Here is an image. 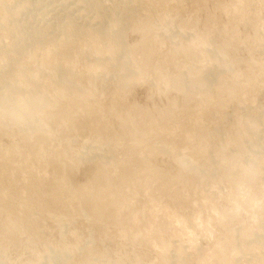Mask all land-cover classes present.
Segmentation results:
<instances>
[{"label":"rangeland","instance_id":"1","mask_svg":"<svg viewBox=\"0 0 264 264\" xmlns=\"http://www.w3.org/2000/svg\"><path fill=\"white\" fill-rule=\"evenodd\" d=\"M210 47L224 55L209 94L173 88L214 66ZM7 56L0 264L56 250L62 264H163L179 246L184 264H264V0H0ZM32 95L50 99L47 136L7 121ZM101 189L104 215L89 206Z\"/></svg>","mask_w":264,"mask_h":264},{"label":"bare ground","instance_id":"2","mask_svg":"<svg viewBox=\"0 0 264 264\" xmlns=\"http://www.w3.org/2000/svg\"><path fill=\"white\" fill-rule=\"evenodd\" d=\"M164 21V20H162ZM144 25V24H143ZM147 25V23H146ZM151 25V24H150ZM143 27V26H142ZM141 27V28H142ZM146 27V26H145ZM148 27H146L147 29ZM150 29V27L148 28ZM145 31V29H144ZM147 31V30H146ZM147 38V37H146ZM145 39V37H144ZM200 40L202 39V37L199 38ZM146 42V41H145ZM197 43V42H196ZM203 43V42H201ZM207 43V42H206ZM143 44V43H142ZM141 44V45H142ZM204 44V43H203ZM192 46V45H191ZM195 46V44L193 45ZM199 47V46H197ZM188 48V47H187ZM207 48V47H206ZM141 49V48H140ZM149 49V48H148ZM189 49V48H188ZM186 51V50H185ZM189 51V50H188ZM206 51H209L208 53H210V55L215 59V62L213 63L214 66L209 70H205V71H202L200 73H196V74H192V73H188L185 71H180L178 74H176L175 76L172 77V87L177 89L178 91H184L188 94H198V95H201V94H204V95H208L210 90H211V86H212V82H213V79L214 77H216L217 73L220 68L219 66V63H220V60H221V57L224 55V53L222 51H217L215 49H212L211 47L209 49H206ZM175 54V53H174ZM193 54V53H192ZM223 54V55H222ZM177 57V56H176ZM186 57V56H185ZM204 57V56H203ZM206 57V56H205ZM204 57V58H205ZM10 57H3L0 61V66H7V64H9V59ZM149 58V57H148ZM147 59V58H146ZM202 59V58H201ZM6 60V61H5ZM139 61V60H138ZM225 61V64H229L230 63L228 62V60H224ZM145 62V61H144ZM176 62V60H175ZM179 62V61H178ZM140 63V62H139ZM148 64V63H147ZM181 64V63H180ZM179 66V65H178ZM197 66V65H196ZM141 69V66H139ZM155 67V66H154ZM193 67V66H192ZM145 68V67H144ZM151 69V68H150ZM161 69V68H160ZM165 69V67H164ZM204 69V68H203ZM138 70V68H137ZM135 70V71H137ZM152 70V69H151ZM142 71V70H141ZM146 71V70H145ZM157 71V70H155ZM134 72V71H133ZM144 72V71H143ZM160 72V71H159ZM163 72V70H162ZM192 72V71H190ZM136 74V77L138 78H141L139 76V70L137 72H134ZM147 73V72H146ZM166 73V72H165ZM163 74V73H162ZM144 76V75H143ZM163 76V75H162ZM253 78V77H252ZM166 80V79H165ZM250 81V80H249ZM252 81V80H251ZM167 82V81H165ZM254 82V81H253ZM252 83V82H251ZM163 84V83H161ZM168 84V83H166ZM225 84V83H224ZM233 84V83H232ZM250 85V84H249ZM228 86V85H227ZM223 90V89H222ZM166 92V91H165ZM223 92V91H222ZM229 92L231 94H233L234 90L231 88L229 90ZM226 93V92H225ZM169 94V93H168ZM222 95V94H221ZM230 95V94H229ZM175 96V95H174ZM202 96V95H201ZM228 96V95H227ZM237 96V95H236ZM220 97V96H219ZM208 98V97H207ZM176 99V98H175ZM220 99V98H218ZM228 99V98H227ZM50 99H47L46 96H39V95H32V96H28V97H24V98H20L16 101V103L14 104H11L9 105L6 109H4V112H6V114L8 115V119L7 121L9 123H15L17 125H26L29 129V131L31 132V136L33 134L35 135H38V136H47L48 134H50L51 132V126L49 124V118H50V114H53V113H50L49 114V107H51L50 103H49ZM170 103V102H169ZM176 103V101H175ZM215 103V102H214ZM59 104V103H58ZM171 104V103H170ZM174 104V103H172ZM46 105V106H45ZM45 106V108H44ZM59 106V105H57ZM36 108H40L39 110V116H34L33 115V110L36 109ZM172 108V107H171ZM177 107L175 106V109ZM59 109V108H58ZM62 110V109H61ZM61 110H58V113L61 114ZM147 111V110H146ZM57 114V113H56ZM48 115V116H47ZM68 112H67V115L68 116ZM52 116V115H51ZM146 116V115H145ZM164 119L167 120L166 117H164ZM162 119V120H164ZM161 120V121H162ZM81 124V123H80ZM97 126V125H96ZM133 126V125H132ZM163 126V125H162ZM148 128V127H147ZM193 128V127H192ZM189 131V130H188ZM58 133V132H57ZM195 134V133H194ZM193 134V135H194ZM29 136V135H28ZM188 136V135H187ZM191 137V136H190ZM46 138V137H45ZM127 138V137H126ZM240 138V137H239ZM44 139V138H43ZM132 139V138H131ZM191 139V138H190ZM193 139V138H192ZM38 140V139H37ZM136 140V139H135ZM154 140V139H153ZM207 140V139H205ZM239 140V139H238ZM236 141V140H235ZM39 142V141H38ZM156 142V141H154ZM200 142V141H199ZM234 142V141H233ZM240 142V140H239ZM207 144V143H206ZM242 144V143H241ZM202 145V144H201ZM224 146V144H222ZM37 146V145H36ZM148 147V146H147ZM206 147V146H205ZM239 147H240V144H239ZM13 148V147H12ZM19 148V147H17ZM53 148V147H52ZM58 148V147H57ZM142 148V147H141ZM198 148V147H197ZM201 148V147H200ZM8 149V148H7ZM11 149V148H10ZM131 149V147H130ZM140 149V148H139ZM164 149V148H162ZM162 149H160V151H162ZM193 149V148H192ZM55 150V149H54ZM197 149H195L196 151ZM57 151V150H56ZM128 151V150H127ZM192 151V150H191ZM194 151V153H195ZM47 152V151H46ZM133 152V151H132ZM131 152V153H132ZM185 152V151H184ZM13 153V152H12ZM139 153V152H138ZM204 153V152H203ZM55 154V153H54ZM206 154V153H205ZM18 155V154H17ZM204 155V154H203ZM8 157V156H7ZM62 157V156H61ZM233 157V156H232ZM231 157V158H232ZM58 158V156H57ZM63 158V157H62ZM196 158V157H195ZM195 158L193 157V155H189V156H180L178 157V162L180 164V166L183 168V169H186V170H190V171H197L198 170V163L196 162ZM202 158V157H201ZM10 159V157H9ZM57 160V159H56ZM203 160V159H202ZM4 162V161H3ZM11 162V161H10ZM44 164V163H43ZM60 164V163H59ZM62 164V163H61ZM99 165V164H98ZM115 165V164H114ZM58 166V165H57ZM67 168V166H66ZM55 169V167H54ZM64 169V168H63ZM105 169H102V168H98L96 170V172H94V178L96 177H99L101 176L105 171ZM108 171V170H107ZM142 171V170H141ZM63 173V172H62ZM66 173V172H64ZM135 173V172H134ZM68 174V173H67ZM130 173L128 174H125L121 176V181H126L128 179V176ZM155 175H161L162 172L159 171V169H156L155 170ZM183 174V173H182ZM105 176H107V178L109 179V174L105 172L104 174ZM103 175V176H104ZM1 176V175H0ZM28 177V176H27ZM111 177V176H110ZM132 177V176H131ZM136 177V176H135ZM43 178V177H42ZM65 178V177H64ZM101 178V177H100ZM60 179V178H59ZM93 179V178H92ZM130 179V178H129ZM166 179V178H165ZM164 179V181H165ZM63 180V179H62ZM100 180V179H99ZM110 180V179H109ZM66 181V180H65ZM93 182V181H92ZM134 182V181H133ZM60 184V183H58ZM93 184V183H92ZM106 185V184H105ZM109 185V184H108ZM105 186L107 189L109 186ZM111 185V184H110ZM2 186V185H1ZM36 187V186H35ZM58 187V186H57ZM121 187V186H120ZM168 187V186H167ZM93 188V187H92ZM59 189V187H58ZM81 191V195L82 196H86V195H90V186H87L85 188H80ZM79 189V190H80ZM111 189V188H110ZM109 189V190H110ZM78 190V189H77ZM93 190V189H92ZM106 190V189H105ZM104 190V191H105ZM123 191V189H120ZM126 190V189H125ZM161 190V189H160ZM165 190V189H164ZM95 191V190H94ZM103 189L101 190H98V195L97 198L91 200L89 202V206H90V209L91 210H98V213L97 214H100V215H104L105 212V206L103 204V202L101 201V197L102 195H104L106 192H108L107 190L104 192ZM128 191V190H127ZM78 192V191H77ZM113 192V191H111ZM119 192V191H118ZM126 192V191H125ZM138 192V191H137ZM122 193V192H121ZM124 193V192H123ZM134 194V193H133ZM56 197L59 198V193H55ZM62 195V194H61ZM80 195V196H81ZM120 196V195H119ZM179 196V195H178ZM87 197V196H86ZM117 199V198H116ZM111 200V199H110ZM19 202V201H18ZM8 203V202H7ZM6 203V204H7ZM20 203V202H19ZM53 202L52 200L49 202H46V205L45 206H48V205H51ZM124 203V202H123ZM25 204V203H24ZM44 204V203H43ZM59 204V203H58ZM17 205V204H16ZM8 207V206H6ZM12 207V206H11ZM10 208V206L8 207ZM13 208V207H12ZM45 208V207H44ZM102 209V211H101ZM6 210V209H5ZM8 210V209H7ZM6 210V211H7ZM11 210V209H10ZM90 210V211H91ZM9 211V210H8ZM14 212V210H11ZM7 213V212H6ZM14 218L16 219V217H12L9 215L8 219L11 223H15L18 225L17 221L14 220ZM18 219V218H17ZM21 222V221H20ZM8 224V223H7ZM16 224H12V225H16ZM200 226V225H199ZM18 227V226H17ZM146 231V230H145ZM120 233V232H119ZM130 233V232H129ZM158 234V233H157ZM191 235V234H190ZM125 236V235H124ZM241 236H239V239L238 241L241 242ZM246 240V239H245ZM245 240H243L242 242H244ZM71 251V250H70ZM184 252L183 250L181 249V246H179L178 250H177V255H176V260H169L167 258H165V260L163 261V264H184V262L182 261L183 259V256H184ZM227 259L223 258L222 261H220V264H227ZM104 261V260H103ZM62 263H68V256H66L64 253L62 252H59L58 250L56 251H50L48 252L47 254V261H46V264H62ZM116 263V262H115ZM116 264H123L121 261L117 262Z\"/></svg>","mask_w":264,"mask_h":264}]
</instances>
